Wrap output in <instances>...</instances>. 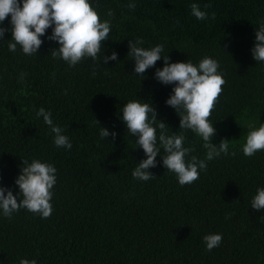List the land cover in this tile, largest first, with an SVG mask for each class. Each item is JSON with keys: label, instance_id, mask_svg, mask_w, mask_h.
<instances>
[{"label": "trees", "instance_id": "trees-1", "mask_svg": "<svg viewBox=\"0 0 264 264\" xmlns=\"http://www.w3.org/2000/svg\"><path fill=\"white\" fill-rule=\"evenodd\" d=\"M129 2L97 5L101 19L111 21L102 45L108 55L117 51L119 62L106 65L100 54L69 67L50 54L58 45L46 36L31 56L0 42L2 183L19 191L14 181L23 160L57 168L49 217L25 208L10 218L0 215V264H19L20 258L38 264H264V211L250 208L264 187V150L253 156L242 150L249 125L264 123V62L251 51L264 0H133L135 9ZM192 2L208 5L206 19L191 15ZM137 37L144 47L163 43L171 62L211 56L224 73L209 119L216 127L212 143L227 139L230 150L208 161L192 183L181 185L160 157L152 179L132 175L145 154L119 118L129 100L154 103L167 134L185 135V146L193 149L189 160L206 159L208 151L197 133L180 129L178 113L166 104L173 86L154 75L163 59L137 77L128 56V41ZM9 38L6 33L5 42ZM41 106L69 136L70 150L57 147L50 126L36 118ZM101 127L118 135L102 138ZM209 233L223 234L211 251L203 240Z\"/></svg>", "mask_w": 264, "mask_h": 264}, {"label": "clouds", "instance_id": "clouds-1", "mask_svg": "<svg viewBox=\"0 0 264 264\" xmlns=\"http://www.w3.org/2000/svg\"><path fill=\"white\" fill-rule=\"evenodd\" d=\"M97 5L98 0H0V42H4L2 44L10 52L19 49L31 56L38 55L44 43L42 37L46 36L58 45L51 49L50 54L65 61L69 67H74L85 57L101 59L100 54L106 65L109 61L119 62V53L112 50L108 55L102 45L103 41L109 40L111 21L101 19ZM128 7L135 9L136 3L130 0ZM207 7L205 5L204 9ZM190 9L191 15L198 20H204L209 15L197 2H192ZM6 33H10V38L5 42ZM143 45L141 37L128 41V56L135 62L137 77H144L146 70L155 67L157 61L163 59V67H157L154 75L158 82L173 86L166 104L178 113L180 129L197 133L205 141L204 146L208 151L206 159L192 156L189 160L187 157L193 149L185 146V135L180 132L167 134L169 126L157 118L155 104L140 98L129 100L123 105L119 118L145 154L132 175L141 181H148L154 177L150 169L162 161L167 170L176 174L181 185L192 183L207 169L208 161L230 150L227 139L222 140L219 146L212 143L216 127L209 119L223 90L222 85L226 83L224 73L220 70L219 61L211 56L203 57L198 63L190 59L171 62L169 56L163 55V43L150 47ZM251 51L256 62H264V21L256 28V42ZM23 76L22 73L21 79ZM34 111L37 119L43 118V122L50 126L54 144L70 150L73 146L70 138L60 125L54 123L52 112L43 106ZM249 129L242 150L244 155L253 156L257 151L264 150V123L260 122L259 127L249 125ZM100 135L109 138L116 137L118 133L101 127ZM2 181L3 176L0 175V215L10 218L21 208L44 218L52 214L54 209L51 201L57 181V168L53 163L41 159H32L31 162L23 160L20 173L14 181L18 192ZM250 208L264 211V187L257 188ZM222 239V233H209L203 237L209 251L218 247ZM19 264H38V261L20 258Z\"/></svg>", "mask_w": 264, "mask_h": 264}]
</instances>
